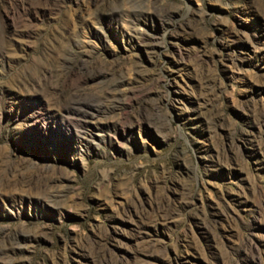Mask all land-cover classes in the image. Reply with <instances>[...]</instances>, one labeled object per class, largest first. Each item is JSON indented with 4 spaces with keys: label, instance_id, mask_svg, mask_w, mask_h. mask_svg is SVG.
<instances>
[{
    "label": "rangeland",
    "instance_id": "374dc122",
    "mask_svg": "<svg viewBox=\"0 0 264 264\" xmlns=\"http://www.w3.org/2000/svg\"><path fill=\"white\" fill-rule=\"evenodd\" d=\"M0 264H264V0H0Z\"/></svg>",
    "mask_w": 264,
    "mask_h": 264
}]
</instances>
